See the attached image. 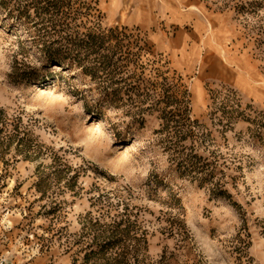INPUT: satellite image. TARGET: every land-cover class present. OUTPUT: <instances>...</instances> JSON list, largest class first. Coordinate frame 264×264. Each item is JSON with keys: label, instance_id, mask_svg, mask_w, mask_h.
I'll return each mask as SVG.
<instances>
[{"label": "rangeland", "instance_id": "374dc122", "mask_svg": "<svg viewBox=\"0 0 264 264\" xmlns=\"http://www.w3.org/2000/svg\"><path fill=\"white\" fill-rule=\"evenodd\" d=\"M0 264H264V0H0Z\"/></svg>", "mask_w": 264, "mask_h": 264}, {"label": "crops", "instance_id": "0c3cea01", "mask_svg": "<svg viewBox=\"0 0 264 264\" xmlns=\"http://www.w3.org/2000/svg\"><path fill=\"white\" fill-rule=\"evenodd\" d=\"M113 5H114V8H117L118 2L117 1H114V4ZM188 14L189 13L187 11H185V12H182V13L178 14V16L176 15L175 18L176 19H179V20L180 19L181 20H185V19H187L189 17ZM218 39H219V40H217L218 43H222L225 40V39L222 40V37H220V36H218Z\"/></svg>", "mask_w": 264, "mask_h": 264}, {"label": "trees", "instance_id": "16d2710c", "mask_svg": "<svg viewBox=\"0 0 264 264\" xmlns=\"http://www.w3.org/2000/svg\"><path fill=\"white\" fill-rule=\"evenodd\" d=\"M56 11L59 12V8H57V6L55 7Z\"/></svg>", "mask_w": 264, "mask_h": 264}]
</instances>
